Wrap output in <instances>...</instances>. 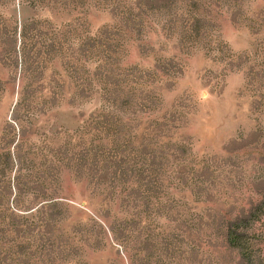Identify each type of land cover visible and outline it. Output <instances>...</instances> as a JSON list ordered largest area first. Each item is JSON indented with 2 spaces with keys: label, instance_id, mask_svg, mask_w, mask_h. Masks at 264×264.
Here are the masks:
<instances>
[{
  "label": "rangeland",
  "instance_id": "374dc122",
  "mask_svg": "<svg viewBox=\"0 0 264 264\" xmlns=\"http://www.w3.org/2000/svg\"><path fill=\"white\" fill-rule=\"evenodd\" d=\"M0 264H264V0H0Z\"/></svg>",
  "mask_w": 264,
  "mask_h": 264
}]
</instances>
